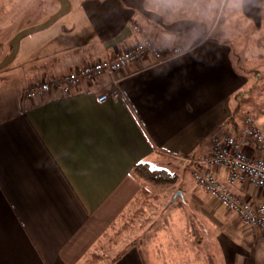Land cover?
I'll return each mask as SVG.
<instances>
[{"label": "crops", "instance_id": "0c3cea01", "mask_svg": "<svg viewBox=\"0 0 264 264\" xmlns=\"http://www.w3.org/2000/svg\"><path fill=\"white\" fill-rule=\"evenodd\" d=\"M168 2H84L70 28L44 30L36 46H23L24 66L0 74V264H82L110 225L119 218L123 223L145 188L133 172L138 163L173 168L178 187L186 169L191 176L209 155L213 136L232 135L246 154L264 157V149L242 135L236 95L247 79L233 68L231 49L206 37L203 21L185 19L184 9ZM263 2L240 0L243 15L258 17ZM144 39L168 56L182 52L161 63L145 56L112 77L82 82L69 94L53 89L36 98L25 95L34 80H59ZM114 87L116 96L97 102ZM214 171L224 182L226 171ZM180 191L190 208L182 214L179 207L166 218L168 229L149 220L127 238L131 241L114 264H187V257L191 264H209L198 249L210 238L206 220L218 226L213 253L223 262L218 258L214 264H264L259 230L215 197L191 192L187 202L184 193L190 192ZM231 191L259 201L258 190L247 182ZM153 196L157 200L126 235L155 212L159 196Z\"/></svg>", "mask_w": 264, "mask_h": 264}, {"label": "rangeland", "instance_id": "374dc122", "mask_svg": "<svg viewBox=\"0 0 264 264\" xmlns=\"http://www.w3.org/2000/svg\"><path fill=\"white\" fill-rule=\"evenodd\" d=\"M168 1L170 6L179 4L178 8L184 9L185 19L192 21L198 19L203 21L207 29L204 33L206 37L227 43L231 49L230 60L233 68L237 73L247 79L246 86L236 95L238 109L237 118L240 119L249 116L253 118L259 128L264 131V2L260 7L259 16L256 18H249L243 15L240 0ZM69 2L71 4V9L67 14L60 17L51 26L28 34L21 39L18 55L14 57L7 66L0 69V74L17 73L18 65L22 64L24 66L26 61V59L22 61L20 57L23 46L27 43L28 45H26V48L36 46L35 44H37L40 39V34H42L44 30L54 31L62 25L70 28L71 25H73V19L80 16L78 13L84 2H87L86 4H88V2H99L103 4L107 2V0H69ZM57 6L58 2L56 0H0V62L9 55L11 38L17 32L44 22L56 12ZM173 9L175 10L173 11L174 14L179 10L174 7ZM202 14L204 18H201ZM192 21H190V25L193 24L191 23ZM135 22L140 25V28L142 27L143 24L141 23V19H137ZM68 37L73 38V36L70 35ZM33 78L37 79L36 76ZM37 83L38 82L34 80L31 86ZM157 167L168 168L172 172L176 171L165 165L158 164ZM178 174H180V172H178ZM191 176H189V168L186 169L184 177H182L179 182L180 186L176 184L178 187H176L175 184L174 186L172 185V187L159 186L142 181L143 187L152 195L159 196V201L154 204L155 212L149 216V219L144 218L139 221L135 231L129 232L130 236L128 234L126 235V232L119 238H116L114 236L115 230L114 232L112 230L107 232L108 236L102 239L95 250L96 253H99L100 256L103 257V260H100L97 264H114L118 258V253L131 241L127 238H130L133 233H138L140 227L144 229V227L149 224V220L153 222L155 228L159 226L163 229H168L166 218L172 216L179 207H182L184 211L182 214L190 208V205H186L182 201L183 195L179 194L181 189L190 192L189 195L184 193L185 201L189 200L188 198L191 192H195L200 196H203V194L206 195ZM127 210L126 208L125 215L127 214ZM177 211H180V208ZM128 216H130V213ZM121 221L122 219L120 218L117 220V224H115L116 228L121 225ZM214 225L215 224L208 220L205 221V233L206 235L208 234L210 238H208L209 240L205 238L202 242V246L198 248L204 252V259L206 261L209 260V264L218 263V258L223 262V257L219 252H216L218 255L213 253V247L215 250L217 249L215 241L213 240L215 234L214 230L215 227H218ZM208 256L210 257L209 259ZM178 259L181 260V263L183 262V257ZM186 260H188L187 264H191L189 257H187ZM198 261H200V258Z\"/></svg>", "mask_w": 264, "mask_h": 264}, {"label": "built area", "instance_id": "2783aa9c", "mask_svg": "<svg viewBox=\"0 0 264 264\" xmlns=\"http://www.w3.org/2000/svg\"><path fill=\"white\" fill-rule=\"evenodd\" d=\"M134 29L137 30V27ZM181 52V49H176L172 56ZM145 56L153 57L158 63L172 57L163 54L151 40L144 39L129 48L113 53L107 59L70 71L59 80L37 83L29 87L25 95L27 98H36L53 89L69 94L72 88L80 83L93 82L102 75L112 77L125 66ZM115 84L116 81H114ZM117 93L114 87L110 92L100 95L97 102H103L110 96H116ZM242 135L251 143L264 149V131L249 116L244 118ZM242 146V142L232 135L213 136L209 155L198 162V168L192 172V177L206 194L217 198L243 224L259 230L264 240V157L248 155ZM215 168H223L226 171L224 182L215 175ZM243 182H247L258 190L257 203L231 191L232 186Z\"/></svg>", "mask_w": 264, "mask_h": 264}, {"label": "trees", "instance_id": "16d2710c", "mask_svg": "<svg viewBox=\"0 0 264 264\" xmlns=\"http://www.w3.org/2000/svg\"><path fill=\"white\" fill-rule=\"evenodd\" d=\"M262 149L263 148L261 147L260 150ZM133 172L143 181L159 186H171L174 185L178 180V176L175 173L164 168L155 167L148 163H138L134 165ZM154 200H157V196L151 195L147 189L142 188L131 202L130 216L126 217L123 223L120 226H117V228L115 227V224L117 223L111 224L107 232L110 230L114 232L115 230L114 236L119 238L123 233L130 231L133 228L136 220L143 216L146 208ZM107 236V233L104 234L103 239H105ZM102 258L103 257L100 256L99 253L93 252L84 260L83 264H97L100 260H102Z\"/></svg>", "mask_w": 264, "mask_h": 264}, {"label": "water", "instance_id": "95a60500", "mask_svg": "<svg viewBox=\"0 0 264 264\" xmlns=\"http://www.w3.org/2000/svg\"><path fill=\"white\" fill-rule=\"evenodd\" d=\"M57 1L59 2V8L52 16H50L47 20H45L44 22H42L40 24L31 26L29 28H26V29H23V30L17 32L11 38L10 53L3 61L0 62V69L7 66L14 59V57L17 54L18 48H19V43L24 36L51 26L60 17L64 16L65 14H67L70 11L71 4H70L69 0H57Z\"/></svg>", "mask_w": 264, "mask_h": 264}, {"label": "flooded vegetation", "instance_id": "af4514ba", "mask_svg": "<svg viewBox=\"0 0 264 264\" xmlns=\"http://www.w3.org/2000/svg\"><path fill=\"white\" fill-rule=\"evenodd\" d=\"M56 1H57V0H56ZM57 2H58V1H57ZM58 8H59V2H58L57 10H58ZM57 10H56V11H57ZM51 16H52V15H51Z\"/></svg>", "mask_w": 264, "mask_h": 264}]
</instances>
